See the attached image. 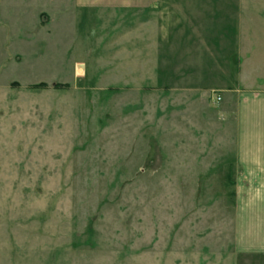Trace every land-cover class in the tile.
Here are the masks:
<instances>
[{
  "label": "rangeland",
  "instance_id": "rangeland-1",
  "mask_svg": "<svg viewBox=\"0 0 264 264\" xmlns=\"http://www.w3.org/2000/svg\"><path fill=\"white\" fill-rule=\"evenodd\" d=\"M72 1L0 0V264H264L240 243L229 93L264 88V0H236L234 51L210 41L194 87L153 11Z\"/></svg>",
  "mask_w": 264,
  "mask_h": 264
},
{
  "label": "crops",
  "instance_id": "crops-1",
  "mask_svg": "<svg viewBox=\"0 0 264 264\" xmlns=\"http://www.w3.org/2000/svg\"><path fill=\"white\" fill-rule=\"evenodd\" d=\"M236 0H73L76 9L135 12L153 11L158 22L169 29V56H182V69L169 62V75L172 74L183 87L198 85L197 79H203L204 59L208 49H213L210 41L217 42V56H228L234 51L233 43L238 38V24L242 21L239 7H252L248 0L238 3ZM264 13V12H262ZM251 12L249 23L258 21L247 31L264 35V14ZM261 16L263 18H261ZM261 23V24H259ZM247 29V27H246ZM211 33L208 35V33ZM173 40H180L181 47L172 46ZM248 44V43H247ZM177 49L180 53H178ZM248 49V48H247ZM211 50V51H212ZM223 60V59H222ZM200 61L199 66H194ZM227 63V59H224ZM192 63V64H191ZM228 64V63H227ZM264 64V62H263ZM220 70H223L222 67ZM220 72L214 69L211 75ZM174 73V74H173ZM198 77H197V75ZM220 76L219 74H215ZM221 77V76H220ZM222 78V77H221ZM222 81V79H220ZM195 85V86H196ZM197 87V86H196ZM230 95L238 94L237 129V168L240 174L237 183L251 185L244 190L238 187L239 211L244 224H240V232L244 234V243L240 242L248 252H264V88L252 90H233ZM239 243V245H240ZM243 243V244H242ZM261 249V250H259Z\"/></svg>",
  "mask_w": 264,
  "mask_h": 264
},
{
  "label": "trees",
  "instance_id": "trees-1",
  "mask_svg": "<svg viewBox=\"0 0 264 264\" xmlns=\"http://www.w3.org/2000/svg\"><path fill=\"white\" fill-rule=\"evenodd\" d=\"M41 17H42V18H43V17H44V18H45V17L48 18L47 15H45V14H42ZM45 22H46V21H45ZM45 22L42 21V22H41L42 25H45ZM45 88H47V85L44 84V83H43V84H38V85H35V86H32V87H31V89L34 90V91L43 90V89H45ZM55 88H56V89H60V88H62V87H61L60 85H56Z\"/></svg>",
  "mask_w": 264,
  "mask_h": 264
},
{
  "label": "built area",
  "instance_id": "built-area-1",
  "mask_svg": "<svg viewBox=\"0 0 264 264\" xmlns=\"http://www.w3.org/2000/svg\"><path fill=\"white\" fill-rule=\"evenodd\" d=\"M220 100H221L220 98L217 99L218 102H219Z\"/></svg>",
  "mask_w": 264,
  "mask_h": 264
}]
</instances>
